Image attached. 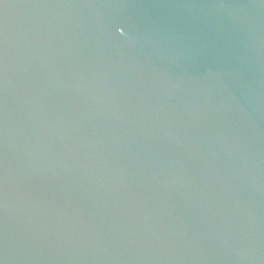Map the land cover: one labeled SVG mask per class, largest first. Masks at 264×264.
Segmentation results:
<instances>
[{"label":"water","instance_id":"obj_1","mask_svg":"<svg viewBox=\"0 0 264 264\" xmlns=\"http://www.w3.org/2000/svg\"><path fill=\"white\" fill-rule=\"evenodd\" d=\"M0 264H264V0H0Z\"/></svg>","mask_w":264,"mask_h":264}]
</instances>
